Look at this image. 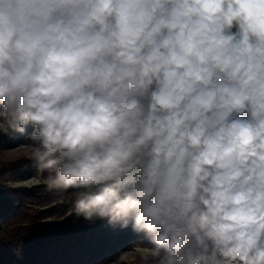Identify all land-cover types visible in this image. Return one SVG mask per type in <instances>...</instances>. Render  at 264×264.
Returning a JSON list of instances; mask_svg holds the SVG:
<instances>
[{"label": "clouds", "instance_id": "1", "mask_svg": "<svg viewBox=\"0 0 264 264\" xmlns=\"http://www.w3.org/2000/svg\"><path fill=\"white\" fill-rule=\"evenodd\" d=\"M0 124L145 264H264V0H0Z\"/></svg>", "mask_w": 264, "mask_h": 264}, {"label": "trees", "instance_id": "2", "mask_svg": "<svg viewBox=\"0 0 264 264\" xmlns=\"http://www.w3.org/2000/svg\"><path fill=\"white\" fill-rule=\"evenodd\" d=\"M29 142L27 133L0 132V152ZM32 167L26 158L0 160V264H111L124 251L148 248L131 226L86 220L71 190L15 187Z\"/></svg>", "mask_w": 264, "mask_h": 264}, {"label": "rangeland", "instance_id": "3", "mask_svg": "<svg viewBox=\"0 0 264 264\" xmlns=\"http://www.w3.org/2000/svg\"><path fill=\"white\" fill-rule=\"evenodd\" d=\"M31 130V129H29ZM0 132L9 133L7 127L3 124H0ZM29 144H21L17 143L16 146L12 147L8 150H3L0 152V160H14L26 158L28 161L32 163L35 159L34 150ZM48 187L55 189H62L61 186L55 184L54 182L47 179L45 173L38 171L35 167H32L30 173L27 177H23L19 182L16 183L15 187H25L28 189H32L34 187ZM69 215V214H68ZM56 216H52L43 220V222L53 221ZM149 256V252L146 247L137 246L130 250L124 251L120 254L118 260L111 264H145V258Z\"/></svg>", "mask_w": 264, "mask_h": 264}, {"label": "built area", "instance_id": "4", "mask_svg": "<svg viewBox=\"0 0 264 264\" xmlns=\"http://www.w3.org/2000/svg\"><path fill=\"white\" fill-rule=\"evenodd\" d=\"M233 31H235V28L233 29Z\"/></svg>", "mask_w": 264, "mask_h": 264}]
</instances>
